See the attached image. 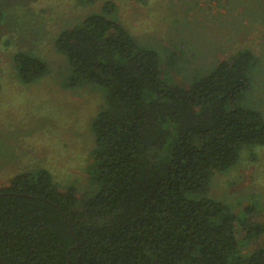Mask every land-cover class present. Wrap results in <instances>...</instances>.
<instances>
[{
  "label": "trees",
  "instance_id": "16d2710c",
  "mask_svg": "<svg viewBox=\"0 0 264 264\" xmlns=\"http://www.w3.org/2000/svg\"><path fill=\"white\" fill-rule=\"evenodd\" d=\"M115 10L105 2L56 41L71 65L68 86L106 92L92 123L98 190H62L47 169L16 174L0 187V264H264V246L241 251L264 235L245 218L254 199L236 210L208 195L246 146H264V114L243 104L255 55L240 51L190 87L169 84L160 53ZM13 60L24 83L50 73L34 53Z\"/></svg>",
  "mask_w": 264,
  "mask_h": 264
},
{
  "label": "rangeland",
  "instance_id": "374dc122",
  "mask_svg": "<svg viewBox=\"0 0 264 264\" xmlns=\"http://www.w3.org/2000/svg\"><path fill=\"white\" fill-rule=\"evenodd\" d=\"M107 1L0 0V187L20 172L47 169L62 190L75 186L78 195L98 190L90 170L92 123L106 92L97 84L68 86L71 65L56 41L86 16L103 12ZM111 1L113 17L160 53L162 78L169 84L190 87L221 61L251 51L258 63L243 104L264 114V0ZM19 51L44 59L50 73L24 83L13 60ZM208 195L236 210L241 201L254 199L245 218L264 224V146H246L235 167L214 175ZM263 246L264 235L242 244L241 251L248 256Z\"/></svg>",
  "mask_w": 264,
  "mask_h": 264
},
{
  "label": "water",
  "instance_id": "95a60500",
  "mask_svg": "<svg viewBox=\"0 0 264 264\" xmlns=\"http://www.w3.org/2000/svg\"><path fill=\"white\" fill-rule=\"evenodd\" d=\"M1 261V260H0Z\"/></svg>",
  "mask_w": 264,
  "mask_h": 264
}]
</instances>
